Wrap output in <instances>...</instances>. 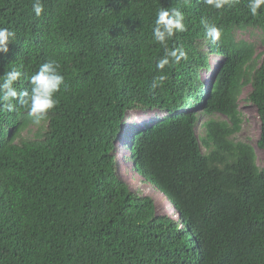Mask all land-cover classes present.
Wrapping results in <instances>:
<instances>
[{"label":"trees","instance_id":"1","mask_svg":"<svg viewBox=\"0 0 264 264\" xmlns=\"http://www.w3.org/2000/svg\"><path fill=\"white\" fill-rule=\"evenodd\" d=\"M43 3L37 17L33 0H0V27L16 32L0 53V76L21 71L15 86L29 89L39 66L56 60L67 84L40 125L24 107H0V264H264V167L255 147L235 140L251 87L264 151V5L253 16L248 0L220 9L204 0ZM162 7L185 14L186 31L167 48L188 53L163 72L165 48L153 38ZM202 20L221 29L219 41ZM249 30L261 35L237 37ZM210 55L221 59L204 84ZM134 111L165 112L126 146L133 170L176 217L120 176L115 142ZM214 115L226 120L205 122L200 138L201 117Z\"/></svg>","mask_w":264,"mask_h":264},{"label":"clouds","instance_id":"2","mask_svg":"<svg viewBox=\"0 0 264 264\" xmlns=\"http://www.w3.org/2000/svg\"><path fill=\"white\" fill-rule=\"evenodd\" d=\"M207 5L216 9L223 8L228 0H204ZM264 5V0H248L247 7L253 16L257 15L258 10ZM32 11L37 17L45 12L43 0H33ZM185 14L176 8L162 7L154 21L153 38L165 48L156 67L163 70L166 66L178 65L181 61L188 59V53L183 47L168 49L167 42L177 33L186 31L184 23ZM202 23L206 26V36L212 43L221 39V29L215 24ZM16 39V32L8 27H0V53L9 52V44ZM23 73L16 69L8 70L0 76V107L9 112L24 107L32 119V123L40 125L47 117L50 110L54 109L59 100L56 96L62 88L67 89L65 77L61 72V65L56 60H48L39 66L38 71L29 77L30 88L18 90L15 86L21 79ZM166 76L161 74L153 78L152 88L161 86Z\"/></svg>","mask_w":264,"mask_h":264},{"label":"rangeland","instance_id":"3","mask_svg":"<svg viewBox=\"0 0 264 264\" xmlns=\"http://www.w3.org/2000/svg\"><path fill=\"white\" fill-rule=\"evenodd\" d=\"M252 35L260 36L259 31L249 30L247 32L238 33L237 37L239 39H252ZM257 52L261 54L264 52L263 45L258 42L257 43ZM221 57L218 55H210L209 65L210 69L201 72L202 82L204 84H208L213 74V70L216 68L217 64L220 62ZM261 63V61H259ZM251 92V87H246L242 93V97L240 99V114L242 118V128L241 131L235 136V140L237 142H245L253 147L256 150V163L262 168L264 167V151L260 150L257 147V141L260 137V119L258 116L257 108L247 101L248 95ZM165 112L160 111H134L130 112L126 115V121L123 127V132L118 137L115 142V156L117 165L119 168L120 176L128 183L130 188L136 192H141L146 195L153 197L157 204V211L159 214L169 213L170 215L176 217V212L168 199L160 193L156 188L152 185L148 184L144 181V179L139 176L132 167L130 163L129 157L130 153L126 143H128L127 136L131 135V133L141 127L142 125L153 121L158 118ZM209 120H215L218 122L226 120V118L222 115H214L212 117L203 116L201 117L200 124L197 127V134L201 138L205 134V129L203 124ZM37 131V127L33 126L28 133L26 132L24 135L28 138H33L35 132ZM203 151L205 149L203 148ZM175 213V214H174Z\"/></svg>","mask_w":264,"mask_h":264},{"label":"bare ground","instance_id":"4","mask_svg":"<svg viewBox=\"0 0 264 264\" xmlns=\"http://www.w3.org/2000/svg\"><path fill=\"white\" fill-rule=\"evenodd\" d=\"M175 214V213H174Z\"/></svg>","mask_w":264,"mask_h":264}]
</instances>
